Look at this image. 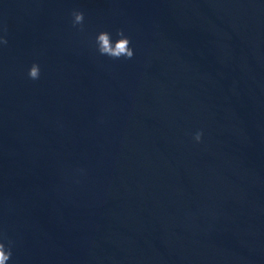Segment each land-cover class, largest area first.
<instances>
[{"label":"clouds","instance_id":"clouds-1","mask_svg":"<svg viewBox=\"0 0 264 264\" xmlns=\"http://www.w3.org/2000/svg\"><path fill=\"white\" fill-rule=\"evenodd\" d=\"M73 27H78L80 31L84 30L85 15L83 11L73 10L71 13ZM116 39L113 40L112 34L108 31H100L95 36V48L101 56H107L113 60H130L134 57V49L130 46V38L125 34L123 29L116 30ZM8 43L5 35H0V46H6ZM28 78L38 80L41 76V69L38 63H33L28 69ZM196 143L202 142L203 132L197 131L193 135ZM15 242L7 236L6 233L0 232V264H9L13 257V248Z\"/></svg>","mask_w":264,"mask_h":264}]
</instances>
